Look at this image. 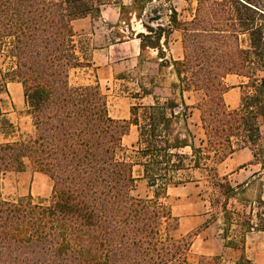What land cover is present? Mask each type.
Returning <instances> with one entry per match:
<instances>
[{
	"label": "trees",
	"instance_id": "trees-1",
	"mask_svg": "<svg viewBox=\"0 0 264 264\" xmlns=\"http://www.w3.org/2000/svg\"><path fill=\"white\" fill-rule=\"evenodd\" d=\"M107 1L0 0V93L8 83H20L33 125L23 137L0 141V264H188L196 233L175 236L179 218L166 189L181 183L176 181L181 173L197 169L206 171L215 192L210 209L218 207L203 226L220 214L225 246L243 251L248 233L264 232V197L248 211L236 209L237 188L208 162L220 163L247 148L250 163L264 171V75H259L264 73V0H184L194 1L187 19H179L169 4L166 27L158 22L155 37L135 36L140 50L154 49L160 66H172L180 102H136L128 119L110 116L98 84L69 81L72 70L88 64L78 50L74 22L97 16ZM147 1L153 0H132L136 18ZM175 30L182 56L167 60L160 40ZM228 75L243 78L235 108L223 97ZM188 91L202 93L196 107L204 138L198 146L187 121L183 93ZM148 93L143 89L136 98ZM3 126L13 128L5 119ZM131 126L137 130L133 159L122 146ZM135 166L149 197L131 194ZM26 169L52 181L49 199L3 197L5 176ZM220 262L219 256H199L196 264ZM236 264L253 263L242 253Z\"/></svg>",
	"mask_w": 264,
	"mask_h": 264
},
{
	"label": "rangeland",
	"instance_id": "rangeland-1",
	"mask_svg": "<svg viewBox=\"0 0 264 264\" xmlns=\"http://www.w3.org/2000/svg\"><path fill=\"white\" fill-rule=\"evenodd\" d=\"M169 4L176 8L179 19H187L191 16L194 1L190 3L184 0L147 1L143 4L140 17L136 18L134 14L136 5H132V0H108L101 7L97 16H87L75 21V40L78 50L87 59L88 64L83 68L70 72V83L72 85L94 84L96 80H99L95 70L96 67H100L107 62L112 68L114 67L116 74L101 73V82L98 85L106 95L108 111L111 116L119 115L118 113L130 103L142 102L147 104L151 102L153 99L149 96L144 97L143 100L140 97L138 99L131 98L143 95L142 90L137 91L140 85L146 87V89H150V84L168 85L171 81L169 75L171 68L161 66L159 68L156 65L158 62L157 52L149 47L139 50L136 44L138 40L134 39L127 43L120 42L127 41L128 38L134 37V34L137 33L155 37L159 33L156 30L158 22L162 27L167 26L170 13ZM121 6L130 9L122 11ZM157 17L159 19L156 20ZM144 25L152 27L156 30V33H148ZM151 39L153 40V38ZM112 42L120 44L108 47V44ZM160 44L162 55L167 60L177 57L178 52L179 55L182 53L181 38L177 30L170 34L167 41L164 42V38H161ZM3 58V54L0 53V67H3ZM259 75H264V73H259ZM237 81L238 78L234 76L225 78V83L229 87L234 86ZM11 85L15 84L11 83ZM166 92L157 90V99L155 100L160 103L165 102L164 99L170 97ZM175 97L177 98V95ZM201 97L202 93L200 92L199 94H192L190 98L188 96L189 99L186 100L191 103L200 100ZM20 98L23 101V97ZM189 107H191L190 104H188ZM179 110L182 111L181 106ZM187 113L188 126L193 134V141L198 146L200 140L204 138L201 123L196 120V115L199 112L198 110L188 109ZM193 113H195V116ZM2 119L10 122L13 128L8 126L0 128V141L14 140L33 131L31 119L25 114L24 104L22 103L20 110L12 109L11 96L8 92L0 93V121ZM179 126H182V122ZM136 139L137 130L134 126H131L128 133L122 137L125 155L130 159H133ZM185 151L188 152L189 149L187 148ZM251 159L250 151L247 148H240L220 163L212 164V162H208V166L215 167L219 177L226 175L230 184L237 188L233 204L238 210L248 211V205L254 203L258 197H264V171L260 169L259 165L251 164ZM134 176L136 182L134 189L131 191L132 196L138 198L149 197L151 190L141 177L138 166L134 167ZM176 181L181 183L170 184L166 189V199L172 213L184 222L187 217L197 216L198 213L208 211L203 213V219L209 220L210 215L216 212L218 207L214 206L213 209H210L209 199L215 192H212L206 171L204 169L187 171L176 177ZM239 185H241L240 188H238ZM51 186L52 181L47 176L26 169L22 172H11L5 176L2 183V195L6 199H19L30 195L34 200H47L51 193ZM215 218L214 221H211L216 222L215 226L222 224L220 214ZM204 223L193 226L189 231L186 230L189 225L186 227L181 225L175 232V236H189L196 233L194 240L205 227L203 226ZM222 227L223 225H221ZM213 228L216 231L215 227ZM233 234L231 232L230 236ZM197 259L198 254L193 251L191 244L188 264H196Z\"/></svg>",
	"mask_w": 264,
	"mask_h": 264
},
{
	"label": "crops",
	"instance_id": "crops-1",
	"mask_svg": "<svg viewBox=\"0 0 264 264\" xmlns=\"http://www.w3.org/2000/svg\"><path fill=\"white\" fill-rule=\"evenodd\" d=\"M134 39L138 40L136 44L138 46V49L140 50V46H139L140 40L135 36V34H134V37L128 38L127 41H121L120 43H127L129 41L134 40ZM120 43L112 42L111 44H108V47H114ZM181 56H182V53H181V55H179V52H178V56L175 58L172 57V59H178ZM164 58L166 59V57H164ZM168 60H170V59H168ZM157 61L159 63L157 62L156 65H158L159 68H161V67H166L168 69L171 68V72L169 73L171 81L168 83V85L167 84L166 85L150 84V89H146V87H143L142 85L138 86L137 91L145 89L146 91L149 92L148 94H145L140 99L143 100L144 97L149 96L153 100L147 104H152L154 102V100L157 99L156 91L157 90H161V91L163 90V91H167L168 92V93L166 92L167 95L170 96L168 98H165L164 99L165 101H167L168 99H172V98L175 99L176 98L175 96L177 95L176 101L180 102L179 90L172 87V84L176 82V76H175V73L173 72L172 66L170 65V66H161L160 67L159 64L161 62V58L158 57ZM95 70L97 73V78L99 80H96L94 82V84H100V82H101L100 81V74L101 73H107L108 72L110 75L116 74L114 67L112 68L111 65H109V63H107V62H105L100 67H96ZM228 76H234V77L238 78V81L235 83L234 86L228 88V90L224 93L223 97H224V101H225L226 105L229 108H235L239 104V100H240V86L239 85H240L241 81L243 80V78L240 76H237V75H228ZM11 83H13L15 85L10 86ZM6 92H8L11 96L12 109L20 110L22 108V103L24 104V101H22L20 98L21 96L23 97L21 84L17 83V82L8 83L6 86ZM199 93H200V91H188V92L183 93V99H184L185 104L187 106H188V104H190V106H191L188 109L198 110V108L196 106L201 101V99L198 101H195V102H191V103H188L186 99H189L192 96V94H199ZM188 96H189V98H188ZM131 99H138V98L134 97ZM133 104L134 103L128 104V106H126L120 113H118L119 115H116L114 117L112 116V117L116 118V119H128L129 118V109H130V106ZM198 112H199V110H198ZM193 114L195 116V113H193ZM196 117H197L196 120H198L200 122V114L199 113L196 115ZM187 121H188V119H187ZM188 125H189V123H188ZM206 212H208V211H206ZM206 212L203 211L202 213H198L197 216L194 215V216L187 217L184 222L179 219V227L181 225H185V227L187 225H189V227L186 229L187 231H189L193 226L195 227L197 224H202V223L206 222L208 219H203V213H206ZM207 214H205V215H207ZM215 223L216 222L210 221L207 224V226H205L199 232V234L196 236V238L193 240L192 248H193V251L198 254V257L199 256H219L221 258L220 264H236L238 262V260L240 259L241 254L243 253L244 257L251 260V262L253 264H264V232L252 231L249 234H247L245 237L244 250L240 251L238 249H234V248H230V247L225 246L224 239L222 238V228H221V225H223V224L220 223L219 225L215 226ZM213 227H215L216 231L214 230Z\"/></svg>",
	"mask_w": 264,
	"mask_h": 264
}]
</instances>
